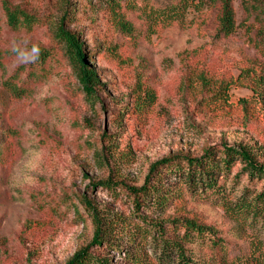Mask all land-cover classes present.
<instances>
[{
	"label": "rangeland",
	"instance_id": "374dc122",
	"mask_svg": "<svg viewBox=\"0 0 264 264\" xmlns=\"http://www.w3.org/2000/svg\"><path fill=\"white\" fill-rule=\"evenodd\" d=\"M5 2L39 26L10 31ZM114 7L110 0H0L1 57L26 49L2 62L0 90L17 70L27 71L33 46L54 55L50 73L23 98L0 103V264H67L85 247L108 264H128L129 255L151 254L134 236L140 219L175 217L224 233L233 254L250 250L219 207L186 198L183 208L164 213L136 210L129 188L156 181L154 164L199 157L209 147L238 146L264 162V0H232L236 27L227 38L216 36L219 2L206 0L176 22L139 2ZM60 27L78 38L96 73L91 99L61 57L64 43L52 41ZM241 68L244 84L261 76L257 92L238 84ZM160 183L173 186L168 178ZM85 202L105 229L100 244Z\"/></svg>",
	"mask_w": 264,
	"mask_h": 264
},
{
	"label": "trees",
	"instance_id": "16d2710c",
	"mask_svg": "<svg viewBox=\"0 0 264 264\" xmlns=\"http://www.w3.org/2000/svg\"><path fill=\"white\" fill-rule=\"evenodd\" d=\"M143 4L149 14L168 21H178L192 9L200 10L206 0H110L116 8L121 2ZM221 5L216 36L229 37L236 27L232 0H209ZM114 7V9H115ZM6 27L13 33H30L39 26V19L17 6L5 2L4 7ZM52 41L63 42L61 57L67 59L79 89L84 96L91 99L98 84L96 73L89 68L84 60L85 53L78 38L61 27L54 33ZM38 54L25 72L17 70L1 84L0 103L11 98H23L28 88L37 78H43L50 73L46 69L52 61L51 52L38 47ZM18 49L0 55V70L6 58L20 55ZM57 65H60L57 63ZM25 74V80L21 76ZM242 76L238 84L257 92L261 86V76H256L247 82V72L240 69ZM222 90L226 87L222 86ZM226 93V92H225ZM6 162V156L0 151V165ZM163 172V173H162ZM154 182L146 180L141 188H129L136 210L152 208L160 213L173 207L183 208L187 199L193 204L219 207L225 216L235 224L231 233L250 244L246 254L239 251L232 253V248L226 243L224 233L205 225L195 219L186 217L168 218L161 221L140 219L142 225L136 229L134 236L143 248L148 246L151 254L144 258L129 255L128 264H264V162L259 161L247 149L238 146L209 147L199 157L173 156L152 166L149 174ZM161 178L173 180L169 187L160 183ZM151 180V179H150ZM106 189H111L109 183H103ZM113 185V184H112ZM145 204V205H144ZM86 210L92 214L95 230L93 243L103 242L105 229L96 216L91 203H84ZM88 248L77 251L67 264H108L106 260L91 255Z\"/></svg>",
	"mask_w": 264,
	"mask_h": 264
},
{
	"label": "clouds",
	"instance_id": "9594fccd",
	"mask_svg": "<svg viewBox=\"0 0 264 264\" xmlns=\"http://www.w3.org/2000/svg\"><path fill=\"white\" fill-rule=\"evenodd\" d=\"M31 51H32V53L38 54L39 49H38V47L33 46L32 49H31Z\"/></svg>",
	"mask_w": 264,
	"mask_h": 264
}]
</instances>
